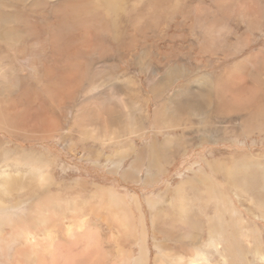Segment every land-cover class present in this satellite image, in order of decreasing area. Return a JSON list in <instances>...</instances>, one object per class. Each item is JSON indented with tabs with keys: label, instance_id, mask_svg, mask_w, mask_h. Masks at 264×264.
Masks as SVG:
<instances>
[{
	"label": "bare ground",
	"instance_id": "6f19581e",
	"mask_svg": "<svg viewBox=\"0 0 264 264\" xmlns=\"http://www.w3.org/2000/svg\"><path fill=\"white\" fill-rule=\"evenodd\" d=\"M54 1L55 3L52 5L49 0H0V42L2 47L7 48L10 53L16 52L19 58H24V55L28 52L35 53V50L40 51L41 56H46L48 54L46 53V46L42 44L39 47L37 46L40 36L35 31V26L38 22L29 17L31 13L37 14L38 11L41 12L42 17H46V12H43L45 10L52 11L54 18L52 24L54 23L55 28L50 25V47L48 48L50 50L48 57L52 61L57 56L60 59L66 57L76 59L75 61L79 60L82 63L86 57L92 56L101 59L104 54L108 53V48L103 44V39L107 36L113 37V45L116 46L117 50L123 51L125 57L130 58L134 55L141 60L144 59L143 54L146 53L141 51V55L138 56L136 44H138L139 39H146L150 35V46L153 51L156 50L161 55V58L154 60V63L159 70H163V73L151 88V91L157 96H162L161 91L170 87L174 80L185 79L187 76L206 68L207 59H221L224 61L235 59L236 61L233 60L232 65L227 66L219 76L213 79H209L206 75L197 78L192 77L196 81V85L193 87L187 85L189 79L182 86L185 94L183 92L181 94L174 93L171 100L158 108L154 117L157 121L159 119L167 121L164 118L167 114H171V116L178 119L186 111L197 113V115L201 113L203 116L202 113L213 101L212 103L218 112L223 114H227L229 111L242 113L244 115L243 120L246 122L263 117L264 123V0H129L131 4L128 7L127 0ZM123 21H126V26H124ZM231 39L234 41L232 42ZM262 42L263 45L260 46L259 43ZM184 46L188 48L185 50V55L191 53L196 55L197 69L193 70V73L191 68L177 61L178 49ZM246 50L248 54L239 59L240 55ZM10 53L8 54L11 55ZM2 54L1 52L0 64L3 59H9V56H6L7 54L5 57ZM36 61L35 56L33 66L36 65ZM95 62L92 60L91 66H94ZM1 66L0 129L7 132L14 131V133L16 131L18 135H26L27 133L29 134L27 138H31V135H33L34 138L40 140L49 139L56 135L61 126L53 117L48 116L39 105L38 95L32 93V98L29 97L24 102L20 100L23 95L24 80L12 79L11 75H6V70ZM89 69L87 68L85 72H88ZM250 69L251 72L247 80L246 73L248 74ZM11 72L13 73V71ZM43 72L47 81L53 79L52 69L45 66ZM84 84L86 86L83 88V93L87 96H93L97 93L98 98L96 102L92 100L94 103L91 107H89L91 104L87 105L86 103L78 109L73 117L72 129L70 131L65 130L64 137L71 136L72 130H76L79 138L99 141L109 134L111 124L108 119L112 120V117L115 119L120 114L125 116L126 121H129L130 114L128 110H131L132 106L117 97L104 101L100 99L106 93L111 80L109 81L99 71L90 74V76H82L80 70L72 64H70V67H66L61 75L58 74L55 84L47 88L48 99L52 103H57L58 107L63 106L64 102L71 100L75 91L83 87ZM36 85L39 86L38 82H36ZM4 93L8 94L10 98L9 101L6 100L8 102L1 97ZM20 105L26 109L18 110ZM30 105H37V107L31 110ZM106 114L107 118H105ZM261 129H264V124ZM174 143L173 139L168 138L161 143L155 140L151 144L149 159L153 170L164 174L166 167L172 160L171 157L177 155L180 150L186 147L184 142L180 143L179 141L178 145ZM125 149L122 150V153L127 151V148ZM133 150L131 151L133 152ZM145 151L146 149L140 151L141 153L136 156V161L130 165L128 170L123 172L122 178L124 180L137 175L138 163ZM128 154H125L122 158H128L130 155ZM5 156L7 155H4L6 159ZM17 159H8L10 161L9 165L19 168L20 163ZM221 163L219 162L214 166L213 171L215 173H218L220 168L223 171ZM7 165V162H5L4 167H7ZM119 167L120 164H117L113 169L114 172L118 171ZM236 168L233 171H228L230 169L227 167V176L231 178L235 175L238 171ZM205 176L207 175L204 173H195L188 182L182 183L174 189L172 200L175 204H179L181 213L184 215L183 219H175L176 221L172 219L171 222H174H170L171 225L167 228L164 221H162L164 215L158 214L155 218L153 217L152 226L158 229L159 233L162 230L165 236L164 240L158 244L165 248V250L163 249L165 253L162 257L153 258V264H264L262 237L257 226L240 220L241 217L236 216L239 213L236 206L224 204V200L219 195L218 197L213 195L212 188L216 185L212 181L204 179ZM32 178L31 181L26 179L22 173L11 174L10 172L1 171L0 208L8 206L2 201L1 197L11 196L13 192H29L28 195L19 196L18 202L20 203L31 198L32 190H35L33 196H38L37 193L48 187V175L42 171L38 172L35 178ZM197 182L202 184L205 182L204 187L208 188L205 194L206 202L211 203L213 200L216 204H203L196 216L194 212L187 209L189 207L186 205L193 203L195 200L191 198L192 196H186L185 186L193 187L195 184L198 185ZM31 184L34 185L32 190L29 188ZM258 189H263L261 192L264 194V183ZM89 193H87L89 198L94 196L99 200L98 203L95 202V205L89 206L95 219H99L101 222L108 221L113 225L112 227L115 225L119 231L129 234L132 240L135 238L140 239L139 253L133 259L132 264H145L148 255L146 251L147 233L143 218L139 217L141 230L138 235L135 218L126 207L127 205L125 206L122 196L111 191H105V189ZM263 194L256 198L258 204L254 203L255 196L248 194L249 201L252 203L250 206L255 213V215L252 213L253 217L260 219L262 222H264ZM133 198L137 202V199ZM69 199L71 201L70 197ZM200 200L202 201V198ZM62 201H60L61 206ZM48 202L50 201L47 195L38 197L27 226L18 225L17 228L11 227L8 234L0 233V252L5 253L8 247L13 244L20 246L15 257H12L11 262L13 264L104 263V257L98 253L101 239L95 230L93 231L88 227V230L83 233L79 241H72V246L75 248L78 242L84 244L83 249L78 252H72V249L64 244H59L55 241V237L46 236L40 239L32 234L21 233L29 231L25 228H34L33 223L36 218L54 221L57 209L56 212L49 210L48 207L51 204H48ZM53 205L56 207V204ZM74 211L77 212L76 209ZM246 211L250 212L249 209ZM9 217L11 219L0 221V231L7 225L8 220L13 219L11 215ZM35 224H38V222ZM241 231L244 234H241ZM252 234H255V236L252 237ZM68 235L72 238V232H68ZM249 238L250 241H253V244L249 242ZM110 240H115L113 235ZM21 241H24V244ZM117 243L121 244L119 240ZM5 247L7 248L5 249Z\"/></svg>",
	"mask_w": 264,
	"mask_h": 264
},
{
	"label": "rangeland",
	"instance_id": "374dc122",
	"mask_svg": "<svg viewBox=\"0 0 264 264\" xmlns=\"http://www.w3.org/2000/svg\"><path fill=\"white\" fill-rule=\"evenodd\" d=\"M49 2L52 5L55 3L54 0H49ZM130 4L131 1L127 0V7ZM43 12H46V17H42L39 11L37 14L31 13L29 17L38 22L35 26V31L40 36L37 46L39 47L41 44L46 46V53L48 54L41 56L39 54L40 51L35 50V53L28 52L24 55V58H19L16 52H8V49L3 48L0 42V48L2 49H0V54L2 52L4 57L6 54V56H9V59H3L0 65H2L1 68L6 70V75H11L12 79L24 80L22 87L23 95L20 100L24 102L27 98H32V93H36L38 95L39 105L45 110L48 116L53 117L59 123L61 131L59 130L56 135L49 139L40 140L34 138L33 135H31V138H27V135L29 136L27 133L26 135H18L16 131L15 134L14 131L7 132L0 129V172L6 171L11 174L22 173L26 179L31 181L33 179L32 177L35 178V175L40 171L48 175V187H45L41 192L37 193L38 196H33L35 190H32L34 185L31 184L29 185L30 190H32L31 198L26 201L18 202L19 196L28 195L29 192L26 193L25 191L21 193L13 192L11 196L1 197L2 201L8 204V206L0 208V221L2 219H11L9 215L13 219L8 220L7 225L1 229L0 233L8 234L11 231V227L27 226L37 198L47 195L50 201L48 204H51L48 207L49 210L57 211L54 221H47L45 218L44 220L42 218H36L33 223L35 227L25 228L29 231L21 232L22 234H32L40 239L46 236H52L55 237V241L59 244H64L69 249H72V252H78L83 249L84 244H79L78 242L75 248L72 246V243L79 241L83 233L88 230V227L93 231L95 230L101 239L99 241V250H97L104 257V263L102 264H132L133 259L139 253L140 239L135 238L132 240L129 234L119 231L115 225L112 227L113 225L108 223V221L101 222L99 219H95L90 211L91 207L89 206L95 205V202L98 203L99 200L94 196L93 198H89L87 193L105 189V191H111L122 196L125 206L127 205L126 207L132 213L133 218H135V227L138 235L141 230L139 217L141 216L143 218L147 233L146 251L148 255L145 264H153V258L158 256L162 257L165 253V248H162L161 245L155 244V246L153 245L155 248H153V237L157 235L156 237H158L159 242L161 239L163 241L165 236L162 230L159 233L158 229L153 227L151 222L156 215H164L162 221H164V225L168 228L171 225L170 222L172 219L174 221L180 220V218L183 219L184 215L181 213L179 204H175L172 200L174 189L180 184L188 182L195 173H204L207 174L204 179L210 180L216 185V187L214 186L212 188V194L217 195V197L219 195L224 200V204H233L236 206L239 210L236 216L241 217L240 220L257 226L262 237L261 243L264 248V222L253 217L255 213L250 206L252 203H250L248 197L253 194L252 196H255L254 203L258 204L256 198H259L263 194L261 192L263 189H258L264 183V174H262L264 173V129H261V126L264 124L263 117L246 122L243 120L244 115L242 113L229 111V113L223 114L222 112L216 111L215 105L212 103L213 101H211L209 107L202 113L203 116L201 113L197 115V113L186 111L178 119L171 116V114H167L164 118L167 121L160 119L157 121L154 117L158 108L171 100L174 93L181 94L184 91L182 86L189 79L187 82L189 87L195 86L196 81L193 78L200 77L201 75H206L209 79H213L219 76L227 66L232 65L236 60L207 59L206 68H203L200 72L193 73V70L197 69L195 62L196 55L192 53L185 55V50L188 48L186 46L181 47L178 49L177 61L191 68L193 74L187 76L185 79L174 80L170 87L162 90V93L160 92L162 96H157L156 94L154 95L151 88L161 76L163 70H159L154 63V60L161 58V55L156 50L153 51L150 46V35L146 39H139L138 44H136L139 53L138 56L141 55V51L146 53L143 54L144 59L141 60L137 59L134 55L130 58L125 57L123 51L120 49L117 50L116 46L113 45V37L110 38L107 36L104 37L103 44L108 48V53L106 52L107 54H104L101 59H96L92 56L89 58L86 57L82 63L79 60L75 61L76 59L73 60L67 57L60 59L57 56L52 61L48 57L50 55L48 48L50 47V25L55 28L54 23L52 24L54 18L52 11L45 10ZM111 19L113 21L112 15ZM123 24L126 26V21H123ZM231 41L233 42L234 40L231 39ZM157 43L159 44L160 42L158 41ZM259 44L262 46L263 42ZM247 54L248 51H244L239 59H242ZM35 56L37 61L36 65L33 66ZM92 60L94 62L96 61L94 66H91ZM70 64L78 68L82 76H90V74L99 71L109 81L111 80V84L108 86L106 93L100 99L104 101L117 97L132 106V109L128 110L130 114L129 121H126L125 116H121L120 114L115 119L113 117L112 120L110 118L108 119L111 124L109 134L99 141L79 138L76 130H72L71 136L64 137L65 132L72 129L73 117L76 115L78 109L86 105V103L87 105L91 104L89 106L91 107L98 98L97 93H93V96H87V94L83 93V88L86 86L84 84L83 87L75 91L72 95L74 97L71 100L64 102L63 106L58 107L57 103H52L48 99L49 94L47 88L55 84L58 74L61 75L66 67H70ZM45 66L53 70V79H50V81L45 79L43 72ZM87 68L90 69L88 72H85ZM250 72L251 69L250 71L248 70V74L246 73L247 80L249 79ZM36 82H38L39 86L36 85ZM183 94L185 93L183 92ZM1 97L5 101H9L10 99L8 94L5 93ZM36 107L37 105H30L31 110L36 109ZM20 109L25 110L26 108L20 105L18 110ZM105 118H107V114ZM22 135L23 137H21ZM168 138L173 139L176 145H178L179 141L180 143L184 142L186 143V147L180 150L177 155L171 157L172 160L166 167L165 173L162 174L152 169L149 150L155 140L161 143ZM125 148H127V151L122 153V150H126ZM144 149L146 151L144 155L142 154V159L138 163L137 175L135 177L130 176L124 180L122 178L123 172L129 169L130 165L136 161L137 154L141 153ZM5 154L7 155L5 156L6 159L4 158ZM125 154H128L129 157L122 158ZM13 158H18L17 160L20 163L19 168L11 164L9 165V160ZM5 162L8 164L7 167H4ZM219 162H222L223 171L220 168L219 172L215 173L213 168ZM115 164H120L116 172L113 170L116 167ZM238 166L240 167L238 168ZM227 167L230 169L228 171H233L236 167L238 171L230 178L227 176ZM223 172L225 173L223 174ZM212 175L213 177H211ZM205 182L203 184L197 182L198 185L195 184L193 187L185 186L186 196H192L191 198L195 200L193 202L194 204L186 203V206L189 207L187 209L194 212L196 216V213L203 204H216L213 200L211 203L206 202L205 194L208 188L206 189L204 187ZM201 187L202 189H200ZM243 188L246 189L244 190ZM250 191L251 193H249ZM68 196L71 198V201ZM133 197L137 199V202L134 201ZM150 197L154 198L150 199ZM199 198H202V201ZM91 199L92 201H90ZM60 201H62V206ZM150 201L152 202L151 204ZM63 202L65 203L63 204ZM89 203L92 204L90 205ZM15 204L18 205L16 206ZM52 204H56L57 208L54 205L52 206ZM247 209L250 212L246 211ZM37 222L38 224H35ZM151 228H153L154 233ZM68 232H72V238L69 237ZM237 233L239 232L237 231ZM241 234H244V232L241 231ZM112 235L115 239L113 241L110 240ZM252 235V237L255 236V234ZM118 240L121 243L120 245L117 243ZM21 242L24 244V241ZM249 242L253 244L250 238ZM19 247L13 244L8 247L5 253L0 252V264H13L11 262L12 257H15Z\"/></svg>",
	"mask_w": 264,
	"mask_h": 264
},
{
	"label": "crops",
	"instance_id": "0c3cea01",
	"mask_svg": "<svg viewBox=\"0 0 264 264\" xmlns=\"http://www.w3.org/2000/svg\"><path fill=\"white\" fill-rule=\"evenodd\" d=\"M206 175H207V174H206ZM211 177H213V175H212ZM179 183H181V182H179ZM176 186H177V185H176ZM176 186H175V187H176ZM153 198H154V197H152V198L150 197V199H153ZM159 200H160V199H159ZM151 229H152V231H153V233H154L153 228H151ZM154 236H155V237H153V243H152V246H153V245L155 246V244H159V243L162 242V239L158 242L159 239H158V237H156L157 235H154ZM154 246H153V248H155Z\"/></svg>",
	"mask_w": 264,
	"mask_h": 264
}]
</instances>
